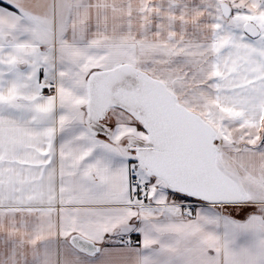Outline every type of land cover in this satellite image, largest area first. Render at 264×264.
Segmentation results:
<instances>
[{
	"label": "snow or ice",
	"instance_id": "1",
	"mask_svg": "<svg viewBox=\"0 0 264 264\" xmlns=\"http://www.w3.org/2000/svg\"><path fill=\"white\" fill-rule=\"evenodd\" d=\"M0 264H264V0H0Z\"/></svg>",
	"mask_w": 264,
	"mask_h": 264
}]
</instances>
